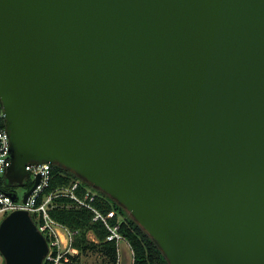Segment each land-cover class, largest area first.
Instances as JSON below:
<instances>
[{
    "label": "water",
    "instance_id": "1",
    "mask_svg": "<svg viewBox=\"0 0 264 264\" xmlns=\"http://www.w3.org/2000/svg\"><path fill=\"white\" fill-rule=\"evenodd\" d=\"M0 104L10 183L56 164L169 264H264V0H0ZM48 250L28 210L0 222L5 264Z\"/></svg>",
    "mask_w": 264,
    "mask_h": 264
},
{
    "label": "trees",
    "instance_id": "2",
    "mask_svg": "<svg viewBox=\"0 0 264 264\" xmlns=\"http://www.w3.org/2000/svg\"><path fill=\"white\" fill-rule=\"evenodd\" d=\"M52 169L53 178L48 191L59 187H68L73 181L79 180V186L75 189L76 195L92 205L106 220L105 222L102 217H97L95 210L80 205L71 196H59L54 199L56 205L51 210L52 216L71 230L78 231L73 241L76 252L74 258L77 261H79L81 253L97 250L106 257L105 264H117V243L116 240H109L108 236L111 233L109 226L118 225L119 233L125 237L132 248V264H169L152 237L116 200L102 190L92 187L66 168L53 164ZM32 185L33 181L28 180L24 186L30 189ZM88 189L96 193L93 199L86 198ZM89 234H92L93 237H90Z\"/></svg>",
    "mask_w": 264,
    "mask_h": 264
},
{
    "label": "built area",
    "instance_id": "3",
    "mask_svg": "<svg viewBox=\"0 0 264 264\" xmlns=\"http://www.w3.org/2000/svg\"><path fill=\"white\" fill-rule=\"evenodd\" d=\"M11 140L10 135L5 126L4 111L0 104V177L5 175L8 166L11 163ZM26 168L30 172V179L33 183L36 177L40 176V182L37 187L31 192L27 201L14 200L9 194L8 190L3 188L0 182V216L3 218L14 210L25 209L28 210L37 224L39 230L45 235L49 250L44 258L43 264H76L77 260L73 247L74 236L78 231L71 230L65 224L54 218L51 214L52 208L55 207L54 199L59 196H71L80 205H85L96 211L97 217L105 218L84 199L79 198L75 189L79 186L80 181L75 180L68 187H59L55 190L48 191L53 178L52 164L50 163H30ZM95 192L88 189L86 198H94ZM106 222V220H105ZM111 233L108 236L109 240H116L118 249V261L120 264V241L125 237L119 233V226H109ZM126 240V239H125ZM5 256L0 251V264H5Z\"/></svg>",
    "mask_w": 264,
    "mask_h": 264
},
{
    "label": "rangeland",
    "instance_id": "4",
    "mask_svg": "<svg viewBox=\"0 0 264 264\" xmlns=\"http://www.w3.org/2000/svg\"><path fill=\"white\" fill-rule=\"evenodd\" d=\"M0 182L3 188H5L8 191H14L17 193L19 201H23L24 194L29 190L25 188V186L20 185H12L10 184L8 178L6 175H2L0 177ZM3 217L0 216V222L2 221ZM90 237H93L92 234H89ZM120 248V264H132L133 262V251L128 243L127 240L123 239L120 241L119 244ZM106 257L103 256L100 252L97 250H89L87 252L80 254V259L77 261L76 264H105Z\"/></svg>",
    "mask_w": 264,
    "mask_h": 264
}]
</instances>
